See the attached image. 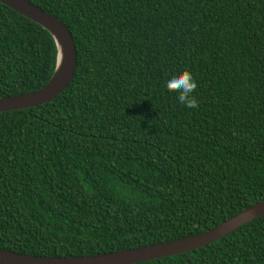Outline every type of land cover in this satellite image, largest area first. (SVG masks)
I'll return each instance as SVG.
<instances>
[{"label":"trees","instance_id":"obj_1","mask_svg":"<svg viewBox=\"0 0 264 264\" xmlns=\"http://www.w3.org/2000/svg\"><path fill=\"white\" fill-rule=\"evenodd\" d=\"M70 31L50 101L0 112V249L111 253L201 233L264 199V0H28ZM56 45L0 3V97L44 86ZM197 82V108L166 81ZM131 264H264V215Z\"/></svg>","mask_w":264,"mask_h":264},{"label":"water","instance_id":"obj_2","mask_svg":"<svg viewBox=\"0 0 264 264\" xmlns=\"http://www.w3.org/2000/svg\"><path fill=\"white\" fill-rule=\"evenodd\" d=\"M0 3L36 22L49 32L56 45V64L44 86L30 92L0 97V112L34 107L60 94L73 79L77 52L67 26L55 15L28 0H0ZM264 215V199L201 233L122 251L78 257H41L0 249V264H131L184 253L211 243L238 227Z\"/></svg>","mask_w":264,"mask_h":264},{"label":"clouds","instance_id":"obj_3","mask_svg":"<svg viewBox=\"0 0 264 264\" xmlns=\"http://www.w3.org/2000/svg\"><path fill=\"white\" fill-rule=\"evenodd\" d=\"M197 82L188 70L173 74L166 81V88L170 92L178 93V101L182 106L197 108L199 102L193 93L197 90Z\"/></svg>","mask_w":264,"mask_h":264}]
</instances>
